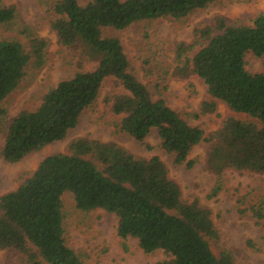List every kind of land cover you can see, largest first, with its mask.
<instances>
[{"label":"trees","instance_id":"trees-1","mask_svg":"<svg viewBox=\"0 0 264 264\" xmlns=\"http://www.w3.org/2000/svg\"><path fill=\"white\" fill-rule=\"evenodd\" d=\"M214 0H51L50 28L57 43L94 63L69 79L46 89L33 109H22L8 120L0 150L6 163L62 140L77 124L81 112L94 103L105 81L121 93L104 98L118 128L138 142L155 129L160 147L173 155V163L191 168V149L208 145L205 166L215 176L210 191L222 188L225 170L264 176V72L251 73L244 57L264 55V12L248 24H230L219 16L193 29V43L177 45V57L186 53L172 76L198 77L208 100L196 116L213 113L217 102L235 116L205 134L189 124L163 98L153 99L132 73L117 37L106 30L158 18L180 20ZM15 17L13 5L0 0V25ZM25 44L0 40V126L7 118L2 102L30 72L44 63L46 42L22 30ZM198 47L194 52V48ZM17 186L0 196V249L21 255L23 264H85L65 241L61 196L70 193L81 212L100 209L116 217V234L132 238L144 254L161 250L165 259L153 264H233L231 255H215L210 241L217 237L211 211L197 198L186 201L180 186L169 177L157 156L137 157L113 141L87 137L70 140L61 153L45 156L31 172L17 175ZM255 223L264 228L261 206L250 208Z\"/></svg>","mask_w":264,"mask_h":264},{"label":"rangeland","instance_id":"rangeland-1","mask_svg":"<svg viewBox=\"0 0 264 264\" xmlns=\"http://www.w3.org/2000/svg\"><path fill=\"white\" fill-rule=\"evenodd\" d=\"M84 4L86 0H77ZM51 0H2L13 5L15 17L0 25V40L17 39L25 44L27 30L46 42L42 67L28 76L2 102L7 118L0 126V150L8 120L22 109H33L40 95L59 81L69 79L75 72L89 71L94 63L81 56L80 49L69 50L57 43L50 28L54 16L49 10ZM264 12V0H214L209 6L195 10L187 17L174 20L158 18L132 24L120 31L106 30L108 36L120 40L129 59L134 76L150 91L153 99L163 98L169 107L178 112L189 124L200 127L205 134L216 130L227 116L249 120L244 115L232 113L223 103L217 102L215 111L196 116L202 102L208 100L206 87L198 77L182 80L172 76L174 68L186 53L177 57V45L193 43V29L212 22L216 16L230 24H248ZM198 47L194 48L193 52ZM244 67L248 72H264V55L255 57L247 53ZM105 81L98 97L79 115L77 124L65 137L42 149L27 154L20 161L6 163L0 155V196L17 186V175L31 172L47 155L61 153L68 142L77 137H87L102 142L113 141L137 157L157 156L168 168V174L180 186L182 198L199 203L211 211L217 237L210 241L215 255L227 252L233 264H264V228L255 223L251 207L261 206L264 213V176L247 171L227 169L221 177L222 188L214 197L210 191L215 176L205 166L208 145L194 146L188 159L191 168L174 164L173 155L160 147V140L152 129L143 142H138L120 131L118 116L110 115L104 98L121 93ZM64 213L63 227L66 244L85 264H153L165 259L161 250L144 254L132 238L122 240L116 234V217L106 211L94 209L81 212L75 208L70 193L61 196ZM0 264H23L20 254L10 249H0Z\"/></svg>","mask_w":264,"mask_h":264}]
</instances>
